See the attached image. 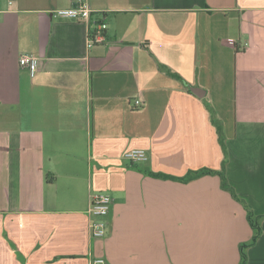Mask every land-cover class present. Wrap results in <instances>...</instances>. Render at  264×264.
Segmentation results:
<instances>
[{
    "label": "crops",
    "instance_id": "crops-1",
    "mask_svg": "<svg viewBox=\"0 0 264 264\" xmlns=\"http://www.w3.org/2000/svg\"><path fill=\"white\" fill-rule=\"evenodd\" d=\"M79 3L104 43L54 14ZM242 244L264 264V0H0V264H240Z\"/></svg>",
    "mask_w": 264,
    "mask_h": 264
},
{
    "label": "built area",
    "instance_id": "built-area-1",
    "mask_svg": "<svg viewBox=\"0 0 264 264\" xmlns=\"http://www.w3.org/2000/svg\"><path fill=\"white\" fill-rule=\"evenodd\" d=\"M94 10L87 3H79L77 5L57 9L54 11L59 17L73 19L79 22H85L87 27V47H92L94 44L104 43L106 37V24L99 19L91 22V17ZM19 65L26 68L31 77H34L38 66L39 59L32 54H22L19 57ZM136 106H140V101H135ZM123 158L131 162H143L148 159V155L143 149H130L123 154ZM112 197L105 192H95L90 197L89 214L94 216V220L90 224V234L93 238H103L106 233L105 218L112 205ZM89 264H106V261L101 256H96L90 259Z\"/></svg>",
    "mask_w": 264,
    "mask_h": 264
},
{
    "label": "trees",
    "instance_id": "trees-1",
    "mask_svg": "<svg viewBox=\"0 0 264 264\" xmlns=\"http://www.w3.org/2000/svg\"><path fill=\"white\" fill-rule=\"evenodd\" d=\"M217 133H218L219 141L223 145V134H222V130H221L220 125L217 126ZM225 164H226V157H224V159L221 162V169L219 171H217V174L220 176L221 187H222V189L230 192L232 195L235 196L234 189L229 184V182L226 178V175H225ZM212 172H214V171L209 170V169H200V170H196V171H191L183 177H174V176H169L166 174H158V176H160L161 178H164V179H174V180H178V181H182V182H187V181H190L194 178H197L198 176L208 174V173H212ZM248 221H249V223L252 227V230H253V236H252L250 242H254L256 240L258 233H259V229L256 226L254 216H252V213H250V212H248ZM246 246H247V244L240 245V258H241L240 264H244V262H245L246 256L244 253V249Z\"/></svg>",
    "mask_w": 264,
    "mask_h": 264
},
{
    "label": "water",
    "instance_id": "water-1",
    "mask_svg": "<svg viewBox=\"0 0 264 264\" xmlns=\"http://www.w3.org/2000/svg\"><path fill=\"white\" fill-rule=\"evenodd\" d=\"M193 92H195L194 90H193ZM197 94V93H196Z\"/></svg>",
    "mask_w": 264,
    "mask_h": 264
}]
</instances>
